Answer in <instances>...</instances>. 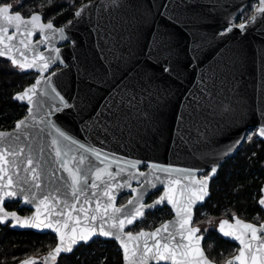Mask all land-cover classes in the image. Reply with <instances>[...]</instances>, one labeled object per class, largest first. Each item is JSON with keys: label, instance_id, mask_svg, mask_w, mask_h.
Wrapping results in <instances>:
<instances>
[{"label": "water", "instance_id": "obj_1", "mask_svg": "<svg viewBox=\"0 0 264 264\" xmlns=\"http://www.w3.org/2000/svg\"><path fill=\"white\" fill-rule=\"evenodd\" d=\"M251 1L191 0L189 3L188 0H115V2L89 0L83 2L76 9V11L86 10L79 22L75 15L59 26L52 21L56 29L65 28L68 40H60L58 32L55 35L45 33L51 36L50 44H40L33 49L36 54L43 52L45 56L53 57L56 55L54 49H60V60L51 65L49 71L43 75L51 76L53 72L57 73L52 78L56 91L60 92L69 104L75 105L74 108L65 109L63 112H54L51 120L86 145L105 148L106 151L114 152L120 157L141 160L143 163L138 166V170L146 174L152 172L150 165L155 163L182 169H198L199 178L202 173L207 171L210 173L211 167L218 160L217 172L209 181L211 195V181L216 177L221 165L237 155L250 129L257 128L258 135V127L264 124V16L259 12L261 3L251 19L243 22L248 25L245 30H239L241 23H237L238 16ZM90 5L93 7L89 8ZM41 15L43 22L46 23L44 15L42 13ZM230 25L235 26L234 30L231 33L225 32L226 27ZM219 33L224 35H218ZM165 34H167L166 42L171 48L167 63L170 68L175 69L170 73L162 71L160 66L166 61L163 59L164 53L158 48V42ZM42 35L38 32L32 37V43L36 45L42 40ZM26 54L31 56L32 52ZM4 58L10 61L7 57ZM23 72H36L37 76L31 84L17 93L23 92L41 76V73L34 69ZM123 83H136L144 90L142 93L144 100L139 104L138 110L132 114L122 132L109 129L112 134L105 137L98 133L96 125H104L110 121L109 109L113 107L114 101L119 99ZM48 91L50 95L45 96L41 84L31 105L27 101L14 99L28 106L27 114L17 120L13 128L0 129L20 137V144L25 151L22 160L26 159L31 150L34 162L38 161L41 164L42 188L62 185L60 176L68 179L67 173L59 169L55 154L51 151L52 130L39 123L51 104L60 106L58 100L53 102L54 93L51 89ZM29 108L36 117L34 126L26 125L25 129L18 130L16 124L29 117ZM40 148L44 151L38 155ZM39 156L43 159L40 160ZM89 159L98 163L91 155ZM145 164L148 168L143 171L140 166ZM25 166L26 164L21 163V169ZM52 172L55 175H52ZM23 175L21 170L19 176ZM16 179L18 177L14 176V182ZM91 181L92 176L89 173V184ZM142 185L143 179L133 180L131 189L120 190L116 194V206L125 208L126 211L130 210L133 206L128 205V201L137 194L132 189H141ZM160 188L164 189V186L157 184L155 189L149 188L144 193L142 203L149 205L157 200L165 189L153 201L148 202L147 198ZM262 190L264 184L261 189L264 195ZM125 194H130V197L120 204V198ZM9 202H19L21 208L31 209V212L21 214L17 210H9L6 206ZM163 205L153 209L146 208L145 214ZM168 205L173 209L172 205ZM4 207L7 211H15L20 216H30L35 211L34 205L23 203L22 196L6 198ZM261 207L264 209V206ZM173 211L172 218L153 229H140L136 232L131 230V227L143 217L138 218L133 225H126L125 232L132 231L134 234L141 230L153 232L165 222L175 221L176 214L174 209ZM234 217L239 216L234 215L232 219L223 217L221 220L228 219L234 222ZM239 218L258 226L264 224V220L256 223ZM0 224L11 225V219L7 224ZM12 229L38 231L19 227ZM49 232L55 234L51 230L41 233ZM94 239L116 241L123 254V248L115 237L96 236L92 240ZM225 239L236 243L239 249L221 263L209 257L204 248V239L201 242L205 253L214 264H226L239 255L241 248L239 242L231 238ZM78 246L74 247V250ZM49 251L30 255L22 260L35 258L37 264H44L42 258L47 256ZM63 254L65 253L61 255ZM20 261L5 264H20ZM122 264H126L124 257ZM149 264H171V261H149Z\"/></svg>", "mask_w": 264, "mask_h": 264}, {"label": "snow or ice", "instance_id": "obj_2", "mask_svg": "<svg viewBox=\"0 0 264 264\" xmlns=\"http://www.w3.org/2000/svg\"><path fill=\"white\" fill-rule=\"evenodd\" d=\"M188 2L191 3V0ZM260 3L259 12L264 16V0H260ZM20 4L22 0H17V6ZM91 7L93 6L90 5L89 8ZM165 9L167 10V6ZM85 11L81 9L74 13L78 18L77 22ZM234 27V25L227 26L225 32L231 33ZM246 27L248 25L241 23L239 30L243 31ZM65 31L63 27L56 29L51 19L46 23L43 22L40 12H32L25 17L21 11L14 10L13 3H0V57L10 59L11 64L19 70L34 69L41 73L35 83L23 92L17 93L14 99L27 101L31 105L41 84L45 96L50 95L48 89L54 93L52 100L53 102L58 100L60 106L51 104L39 123L52 130L51 151L55 154L59 169L66 172L68 177V179L59 177L62 185L42 188V167L38 161L34 162L31 150L26 159L22 160L25 151L20 144V137L14 133L0 131V223L7 224L11 219L12 228L54 232L59 242L47 256L42 258L44 264H55L62 253L70 254L81 242L87 244L96 236L115 237L123 248L126 264H149V261H171V264H214L202 247L201 242L204 237L200 234V227L193 226V215L194 208L202 204L210 195L209 181L217 172L218 160L211 167L209 174H201L199 178L198 169H182L155 163L150 165L152 172L146 174L138 170V166L143 163L141 160L120 157L114 152L106 151L105 148L86 145L51 120L54 112H63L65 109L74 108L75 105L69 104L65 97L56 91L52 78L57 73L53 72L51 76L43 75L49 71L51 65L60 60V49H54L56 53L54 57L45 56L43 52L36 54L33 49L40 44H50L51 36L45 33L55 35L58 32L60 40H68ZM38 32L43 34L42 40L34 45L32 37ZM218 35L223 36L224 33ZM166 39L167 34L158 42V48L164 53L163 59L166 61L160 66L162 71L170 73L175 69L170 68L167 63L171 48ZM149 50L151 51V47ZM28 52H32V55H27ZM143 91L136 83H123L119 99L114 101L113 107L109 109L110 121L104 125L97 124L98 133L107 137L112 134L109 129L122 132L132 114L138 110L139 104L144 100ZM35 120L36 117L29 108V117L18 121L16 128L19 130L25 129L26 125L34 126ZM258 136L264 138V124L258 127ZM43 151V148H40L38 155ZM89 155L98 163L89 159ZM39 159L42 160L43 157L39 156ZM21 163L26 164L23 169ZM21 170L23 176H19ZM89 173L92 176L90 184ZM51 174L55 175L54 172ZM14 176L18 177L15 182ZM141 179H143L142 188L132 189L137 194L128 201V205L133 207L128 211L117 207L116 194L122 189H131L132 181ZM157 184L164 186L163 194L152 204H143L144 193L149 188L155 189ZM18 196H22L24 204L35 206L32 215L20 216L15 211L5 209L6 198ZM165 202L172 205L175 210L174 222H165L153 232L144 230L136 234L132 231L125 232L126 225H133L138 218L145 216L146 208L153 209ZM258 203L264 206V195L260 197ZM217 231L223 237L231 238L241 245L239 255L226 264H234V262L264 264V224L258 226L234 217V222L228 219L219 221ZM20 264H37V261L35 258H28L20 261Z\"/></svg>", "mask_w": 264, "mask_h": 264}, {"label": "trees", "instance_id": "obj_3", "mask_svg": "<svg viewBox=\"0 0 264 264\" xmlns=\"http://www.w3.org/2000/svg\"><path fill=\"white\" fill-rule=\"evenodd\" d=\"M5 0L4 2H6ZM89 0H22L17 8L25 16L40 12L45 20L54 19L61 25L73 18L76 9ZM253 8L248 10L251 13ZM36 72H23L12 66L9 60L0 58V129H11L17 120L27 114L28 106L14 100V94L31 84ZM237 155L227 159L219 168L211 185V195L198 206V221L210 216L239 217L260 223L264 220V209L258 201L264 184V140L256 135L248 136ZM121 202L125 201L122 197ZM18 202H9L7 208H16ZM20 212L22 209L18 208ZM26 210V209H25ZM149 215L131 229L152 228L165 216ZM208 255L213 259L226 260L237 244L225 239L215 230L208 235ZM57 238L52 233L33 230H16L10 225L0 224V263H17L30 255H39L52 249ZM123 254L114 240H96L77 247L70 254L60 256L57 264H122Z\"/></svg>", "mask_w": 264, "mask_h": 264}, {"label": "flooded vegetation", "instance_id": "obj_4", "mask_svg": "<svg viewBox=\"0 0 264 264\" xmlns=\"http://www.w3.org/2000/svg\"><path fill=\"white\" fill-rule=\"evenodd\" d=\"M5 0H3L2 2H0V3H11V1L12 0H7L6 2H4ZM259 4H260V2H259V0H252L249 4H248V6L246 7V9L243 11V12H241L240 13V15L238 16V18H237V23H243V22H246V21H249L250 19H251V16L255 13V11L257 10V8H258V6H259ZM251 7L253 8V10H252V12L251 13H249V14H247V12H248V10H250L251 9ZM14 10H17V9H15L14 8ZM25 16V15H24ZM29 16V15H28ZM44 20H45V18H44ZM55 24H56V22H55V20L54 19H51ZM45 21H48V20H45ZM64 24V23H63ZM57 25V24H56ZM62 25V24H61ZM59 26V25H58ZM0 58H4V57H0ZM4 59H6V58H4ZM7 60V59H6ZM250 133H253V135H256L259 139H261L258 135H257V128H252V129H250L249 130V132H248V136H249V134ZM247 136V137H248ZM263 140V139H262ZM148 168V165L147 164H145L144 166H140V169L141 170H143V171H145L146 169ZM209 173V171H207V172H205V173H202V174H208ZM217 176V175H216ZM215 179V177L212 179V181H211V185H212V182H213V180ZM211 185H210V191H211ZM163 188H160V189H158L157 191H154V192H152L149 196H148V198H147V201L148 202H151V201H153L154 199H156V198H158L161 194H162V192H163ZM122 197H125V201L124 202H126L127 201V199L130 197V194H125L124 196H122ZM121 197V198H122ZM210 197V196H209ZM208 197V198H209ZM121 198H120V200H121ZM207 198V199H208ZM207 201V200H206ZM124 202H121V201H119V203L120 204H123ZM15 203V202H14ZM202 205V204H201ZM17 207L16 208H8L9 210H17L19 213H21V214H28V213H30L31 212V209H28V208H21L20 207V203L18 202L17 203V205H16ZM198 206H200V205H198ZM198 206L196 207V210H195V220H194V223H193V225H198L199 227H200V229H201V233L200 234H202L203 236H204V240H203V243H204V248H205V250H206V252H207V254H208V251H207V246H206V244H208L209 243V239H208V235H209V232L211 231V230H215L216 232H218L217 231V228H218V225H219V221L221 220V218H223V217H219L220 219H219V221H218V225H217V227L216 228H208V229H206L207 231H205V228H203L202 227V224H200V222L198 221V217H197V208H198ZM18 208H20V209H22L23 210V212H20L19 211V209ZM26 209V210H25ZM161 209H165L166 211H165V216L163 217V219L157 224V225H155L154 227H152V228H145V227H142V228H140V229H153V228H155L156 226H158L159 224H161V223H163L164 221H166L167 219H170V218H172L173 216H174V211H173V209L167 204V203H165L163 206H161V207H158V208H156L155 210H150V211H148L146 214H145V216H144V218L142 219V220H140V221H138V222H141V221H143L144 219H145V217L147 218V217H149V215H155V214H159V212H160V210ZM228 218H230V217H228ZM233 218V217H232ZM231 218V219H232ZM137 222V223H138ZM136 223V224H137ZM135 224V225H136ZM8 225H10V224H8ZM134 225V226H135ZM133 226V227H134ZM132 228V227H131ZM139 229V230H140ZM132 230V229H131ZM139 230H137V231H139ZM132 231H134V230H132ZM38 232V231H37ZM134 232H136V231H134ZM50 233V232H49ZM53 234V233H52ZM218 234H219V232H218ZM55 235V234H54ZM56 236V235H55ZM56 238H57V236H56ZM96 240H105V239H94V240H92L91 242H89V243H87V244H90V243H92V242H94V241H96ZM57 241H58V239H57ZM57 244V243H56ZM84 243H81L79 246H81V245H83ZM78 246V247H79ZM238 249H239V247H238V245H237V248H236V250H235V252L234 253H236L237 251H238ZM49 251V250H48ZM47 251V252H48ZM45 253V252H44ZM233 253V254H234ZM232 254V255H233ZM210 257V256H209ZM230 257V256H229ZM228 257V258H229ZM211 258V257H210ZM213 261H216V262H218V263H221V262H224V261H226V260H219V259H213V258H211ZM41 264V263H40Z\"/></svg>", "mask_w": 264, "mask_h": 264}, {"label": "rangeland", "instance_id": "obj_5", "mask_svg": "<svg viewBox=\"0 0 264 264\" xmlns=\"http://www.w3.org/2000/svg\"><path fill=\"white\" fill-rule=\"evenodd\" d=\"M11 3H13L14 5V8L17 9L19 6H17V0H12ZM249 136H253V133H250ZM232 218V217H230ZM219 217L217 216H210L208 217L207 219H204V220H200V224H202V227L205 228V229H208V228H216L217 225H218V221H219ZM211 221V223H210Z\"/></svg>", "mask_w": 264, "mask_h": 264}]
</instances>
